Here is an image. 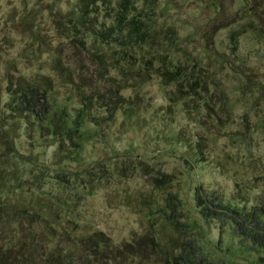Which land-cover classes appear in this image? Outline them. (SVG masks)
Instances as JSON below:
<instances>
[{
  "label": "rangeland",
  "instance_id": "rangeland-1",
  "mask_svg": "<svg viewBox=\"0 0 264 264\" xmlns=\"http://www.w3.org/2000/svg\"><path fill=\"white\" fill-rule=\"evenodd\" d=\"M87 1L0 0V134L8 129L15 145L5 155L0 135V244L21 252L26 241L25 264H165L184 236L186 251L196 246L215 264H264V250L224 215L204 217L195 200L202 188L210 203L264 202V29L244 16L255 0H135L129 12L179 40H165L166 56L151 65L144 59L156 48H137L129 62L87 26L85 47L70 46L68 18ZM106 7L98 1L97 27L114 21ZM55 57L71 62L75 81L57 73ZM179 62L176 85L161 71ZM187 73L205 86L185 93ZM9 77L46 88L50 117L62 116L72 138L11 117Z\"/></svg>",
  "mask_w": 264,
  "mask_h": 264
},
{
  "label": "trees",
  "instance_id": "trees-1",
  "mask_svg": "<svg viewBox=\"0 0 264 264\" xmlns=\"http://www.w3.org/2000/svg\"><path fill=\"white\" fill-rule=\"evenodd\" d=\"M98 1L107 5L106 8L111 6L110 0H88L80 7V14L77 17L74 18L73 15L68 18L71 23L69 31L70 46L77 45L78 47H85V39L80 38V29L82 26H87V31L93 30V33L95 31V35L103 42L118 45V48H120L119 52L121 50L126 54L129 57V62L137 61L138 56L136 57L134 55L137 48L140 50H143L145 47L156 48L155 53L150 52L148 56L149 58L144 59L146 64L151 65V63H153V58L157 59L158 57L166 56L167 53L160 50L162 44H165V40L168 41L166 47L174 46L179 43L178 36L174 35V30L171 27H165V29H162V27H160L161 24H158L157 21L151 18H147L142 11H135V9H132L135 12H129V8L133 6L135 0H119L115 10L109 8V14L111 12L114 14L113 23L109 26L103 24L102 28L97 27L96 20L99 12L97 8ZM263 1L264 0H262V2ZM260 5V0H255L254 3L249 6V10L245 12L244 16L249 17L246 22L249 29H264V14H261L264 12V5ZM254 18H257L258 21H260L259 25H257ZM60 22V19H55L56 24ZM161 32L165 33V39H163ZM239 34V29H233L230 31L229 46L233 50H236L238 47ZM141 56L145 57L143 54ZM167 62L169 63L171 61L167 59ZM53 66L60 76L67 78L66 81H75L71 62L65 61L63 57H55ZM185 70L186 68L184 65L179 62L172 63V68L168 67L166 64L161 73L162 77L172 83L175 82L177 85L179 83L178 77L182 75V72ZM189 74L190 73H187L188 79H186L184 83V87L189 88L187 91H184L187 94H189V91H196L198 86H205V80H200L201 77L198 73L193 75V77ZM18 78L21 80L22 77L19 76ZM8 81V90L13 94V100L10 103H7L6 109L11 117H23L34 124L37 121L42 122L39 128L43 135H48L52 132L53 137L59 138L61 143L66 139L72 138V131L65 129V119L62 116L60 117L58 114L55 117H50V103L48 100L49 92L46 88H41L32 83H18V85H15L16 83L13 82L10 77ZM179 89H181V91L184 90V88ZM6 121L8 122V119ZM14 121L17 122V119ZM52 121H54L52 124L53 126L50 124ZM8 134V129H5L4 134H0L4 141L3 145L5 151L4 149L3 151L5 152V155L9 154L15 146ZM195 200L197 208L204 217L224 215L223 220L232 225V228L239 236L250 240L252 245L264 250V202L253 206L251 209L232 206L224 203L221 199H219L217 203H210V200H208L206 193L202 188L195 192ZM170 201L171 209L177 212V209H175V201ZM14 213L17 215L16 212ZM14 220L13 215L2 219L3 223H6L7 225ZM24 228L22 229L23 231L25 230ZM97 234L104 236L101 232ZM104 238L105 240H108V237ZM182 238L181 244H183V246L180 247V249L178 247L176 253L172 257H167L165 259V264H215L209 259V257L207 258L204 256L202 251L199 249L197 250L196 246L189 244L188 251H186L184 245L189 239L184 236ZM21 244L24 246V250L21 252L26 251L25 245L27 246L28 243L25 241L24 244L22 242ZM130 247L135 249V245L132 243H129V248ZM21 252L18 251L15 244L9 246H3V244H0V264H25L22 255H26V252L25 254H22ZM132 252H134V250ZM72 262L73 261L70 258H67L63 264H72ZM84 262V260H81L80 264H84ZM228 264L243 263L232 262Z\"/></svg>",
  "mask_w": 264,
  "mask_h": 264
}]
</instances>
